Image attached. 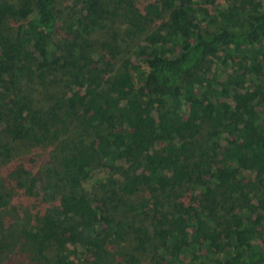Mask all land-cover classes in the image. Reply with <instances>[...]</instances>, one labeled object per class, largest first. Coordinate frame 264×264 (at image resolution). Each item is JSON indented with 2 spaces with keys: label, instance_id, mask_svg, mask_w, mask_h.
<instances>
[{
  "label": "trees",
  "instance_id": "1",
  "mask_svg": "<svg viewBox=\"0 0 264 264\" xmlns=\"http://www.w3.org/2000/svg\"><path fill=\"white\" fill-rule=\"evenodd\" d=\"M75 1L0 0V264H264V10Z\"/></svg>",
  "mask_w": 264,
  "mask_h": 264
},
{
  "label": "rangeland",
  "instance_id": "2",
  "mask_svg": "<svg viewBox=\"0 0 264 264\" xmlns=\"http://www.w3.org/2000/svg\"><path fill=\"white\" fill-rule=\"evenodd\" d=\"M241 1L243 2L251 1L260 11L264 10V0H241ZM221 4L223 5V3ZM57 8L59 9L61 13H63L62 17L66 19L68 15L69 16L72 15L73 11L78 12L79 3L75 0H58ZM221 68L223 67L220 64V61H215V64L213 65V70H216L218 72ZM260 78L264 80V75H262ZM16 145L19 148V152L14 151L10 158H4L0 156V177L3 183H4L5 178H7L6 175L11 167V164H13L14 162H18L24 159L26 166L32 167V168L34 167L35 169H38L40 167V164H43L42 160L44 159L45 149L33 148L31 149V151L29 150L30 152L28 151L29 153L28 152L26 153L24 152L26 149L22 147L19 142L16 143ZM5 186L8 187L7 191L9 194H12V197L10 198L8 206L4 209V213H11L12 210H11L10 205L18 207L17 209H21L19 212H23V209L25 208L28 210L31 208L30 200H28V198L23 197L20 194V191L17 190V188L12 189L9 183L6 184ZM211 247L213 248V250H216V247L214 245H211ZM139 259L143 264H147L151 260L150 259L148 261V259H142V258H139ZM192 259L193 258L191 257L189 260H192Z\"/></svg>",
  "mask_w": 264,
  "mask_h": 264
}]
</instances>
